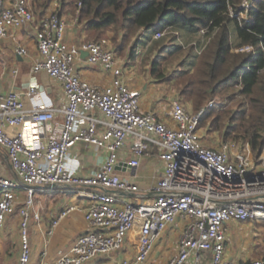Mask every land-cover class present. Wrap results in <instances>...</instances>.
I'll return each mask as SVG.
<instances>
[{
	"label": "built area",
	"instance_id": "2783aa9c",
	"mask_svg": "<svg viewBox=\"0 0 264 264\" xmlns=\"http://www.w3.org/2000/svg\"><path fill=\"white\" fill-rule=\"evenodd\" d=\"M239 6L240 16H246L250 0H241ZM30 23H35L33 36L40 54L32 70L60 81L64 99L58 105L41 101L45 88L32 79L25 90L29 107L20 92H0V146L14 172V176L0 174V226L16 208V191L23 188L26 192L18 209L16 264L30 260L29 223L39 217L31 211L34 185L50 183L69 186L88 199L84 218L91 225L56 259L58 264H82L122 248L127 239L135 251L122 264H143L160 233L177 217H183L185 225L177 253L167 264H185L190 257V264H204L207 255L210 264H240L224 256L226 225L234 220L264 222V144L258 163L252 161L247 148L231 155L228 143L219 148L205 144L199 132L203 108L189 111L178 97L168 111L174 126L150 111H141L139 90L123 81L121 66L106 38L68 43L65 21L56 12L36 23L29 0H0V37L10 27ZM167 30H155L153 37L160 38ZM249 48L242 45L238 50ZM81 50L87 51L89 63L110 71L109 84L99 87L80 77L74 60ZM16 52L25 53L26 48L19 45ZM56 114L62 116L59 127L52 126ZM78 143L104 150L96 169H81L77 154L72 153ZM126 146L131 157L123 161L120 155ZM152 154L163 164L161 175L150 187L153 195L123 198V193L139 192L140 187L121 176L117 167L128 166L136 177L141 158ZM76 208L75 204L63 207L52 218L51 228ZM244 264H264V256Z\"/></svg>",
	"mask_w": 264,
	"mask_h": 264
},
{
	"label": "crops",
	"instance_id": "0c3cea01",
	"mask_svg": "<svg viewBox=\"0 0 264 264\" xmlns=\"http://www.w3.org/2000/svg\"><path fill=\"white\" fill-rule=\"evenodd\" d=\"M43 1L35 0L32 2V4H35L34 10H36V14L41 16L40 19H42L49 13L56 12L65 21L64 39L68 43L79 44L83 41L99 40L105 31L106 34H109L108 27L95 29L79 17L76 2L50 0L43 5ZM44 13L47 14L42 17ZM34 25L35 23H30L22 27H10L7 35L0 37V92L4 93L11 89L20 92L25 106L29 107L31 101L25 95V90L27 83L32 79L45 88V95L39 96L40 100L58 105L64 99L60 81L50 77L43 71L35 72L32 70V65L40 58L33 36L35 30ZM153 32L152 29L141 28L126 42L123 41L121 35L115 36L114 43L112 44L111 41L106 39L109 41L119 61L123 81L130 88L139 90L140 110L150 111L157 119L165 122L169 126H174L175 123L168 114L171 102L176 98L171 87L173 79L167 78L168 75L165 74L164 69L158 67V60H156V56L169 49V45L164 43L160 46V43L158 47H154L157 46V40L161 37L154 38ZM195 36L198 37L199 35H188L186 38L191 39L192 45L200 51V47L195 44L197 43V39H194ZM19 45H23L26 48L25 53L18 54L16 52V47ZM169 50H172L171 47ZM87 55V51L81 50L76 56L74 60L76 72L81 78L93 85L102 87L109 84L111 80L110 71L105 69L101 64L89 63L87 61ZM143 56H146V59ZM148 57L150 60H148ZM14 69H16L15 73L13 72ZM187 109L192 111L190 108ZM61 122V114H56L52 126L59 127ZM200 134L202 135V141L207 144L203 134ZM220 146L221 144L213 147L219 148ZM152 150L155 152L154 148ZM72 153L77 154L81 169L84 171L96 169L100 160L105 156L103 149H95L85 143H78L74 146ZM130 157L129 147L126 146L120 155V159L126 161ZM162 166V162L152 154L141 158V163L136 169V177H132L131 170L128 166L117 167V171L121 176L132 179L140 187L139 192L123 193L122 197L125 199L136 197L145 199L151 197L153 192L150 190V187L161 175ZM0 174L14 176L7 152L2 146H0ZM69 189L72 188L56 187L51 189L40 186L34 188V193L35 190H43L51 191V194H33L31 211L37 212L39 217L37 219L32 218L29 223V241L31 248L29 264H58L56 259L67 251L75 237L91 226L84 218V209L88 204V199L81 195L75 204L71 197L66 195L60 196L56 193ZM25 194L26 192L23 188L16 191V208L12 213L5 216L0 226V264H16L17 262L20 250L18 209L23 204ZM70 204H75L78 208L69 212L51 228L52 218L63 207ZM232 222L235 223L236 230L239 229L242 231L244 226H238V223L242 221L234 220ZM228 223L226 225L228 238L224 256L227 259L236 260L238 263L244 264L250 258L245 259L242 256L232 257L228 253L227 246L231 236ZM184 225L185 219L183 217H177L173 223L169 224L153 243L147 259L143 264H167L169 259L177 253L178 239ZM49 229H52L50 234L47 233ZM134 251V244L127 239L122 248L108 254L98 255L82 264H122L124 259L132 257ZM191 259L192 257L185 264H190ZM204 264H210L209 255L205 258Z\"/></svg>",
	"mask_w": 264,
	"mask_h": 264
},
{
	"label": "trees",
	"instance_id": "16d2710c",
	"mask_svg": "<svg viewBox=\"0 0 264 264\" xmlns=\"http://www.w3.org/2000/svg\"><path fill=\"white\" fill-rule=\"evenodd\" d=\"M240 1L76 0V6L79 17L90 26L116 27L124 42L141 28H170L184 38L198 34L195 44L200 50L211 41L213 46L199 67L198 51L189 59L188 69L199 71L185 83V90L190 92L194 106L200 107L222 88L234 87L233 95L241 96V100L229 116L228 127H236L258 155L264 144V0H250L244 17L239 14ZM231 22L234 37L230 35ZM242 45L250 48L238 50ZM195 83L199 87L192 89Z\"/></svg>",
	"mask_w": 264,
	"mask_h": 264
},
{
	"label": "rangeland",
	"instance_id": "374dc122",
	"mask_svg": "<svg viewBox=\"0 0 264 264\" xmlns=\"http://www.w3.org/2000/svg\"><path fill=\"white\" fill-rule=\"evenodd\" d=\"M33 1L34 0H29V4L34 12L35 21H38L41 16L36 14V10H34L35 4H32ZM73 2H76V0H73L72 3ZM36 9L39 10L38 8ZM47 13H44L42 17ZM229 26L230 35L231 37H234V23L231 22ZM108 30L109 34H106L105 31L101 36L107 38L112 44L114 43V37L119 34L116 33V27H108ZM194 39H198V37L195 36ZM164 43L169 45V49L170 47L174 49L175 47L180 46L174 52L167 49L165 52L158 54V56H156V60H158L157 65L160 69H164L165 74L168 75V79H173L171 87L173 88L174 95L180 98L182 102L184 101L187 108H190L192 111L203 108V115L199 123V129L200 133L203 134V137L207 141V144L217 146L221 143H228L231 155L239 149L247 148L250 150V158L252 161L258 163L257 149H252L248 140L243 139L240 133L237 132L236 127H228V122L230 121L229 116L234 113L232 110L237 109L238 102L241 100V96L237 94L233 95L235 88H222L213 98L205 100L200 107L194 106L193 101L190 99V92L185 90V83L188 80L193 79L194 75L199 71L197 68L188 69L187 64L190 61L189 59L192 58L193 53L198 51L199 63L197 67H199L205 54H207L210 51V48H212L213 43L210 41L207 46L199 51V49H196L192 45L191 39H186V37L184 38L182 35H178V33L171 30H167L163 37L157 40V46L154 47H158L159 44L161 46ZM143 58L146 59V56H143ZM148 60H150L149 57ZM196 87H199L196 83L191 86L192 89ZM43 193L51 194V191L35 190V193L33 194L37 195ZM56 193L60 196L66 195L71 197L75 204L79 200L78 197H81L80 192L75 189L59 191ZM238 226H244L242 231L239 229L236 230L234 222L230 221L228 223V229L231 235L227 246L229 255L232 257L242 256L245 259L264 256V222L247 219L239 222Z\"/></svg>",
	"mask_w": 264,
	"mask_h": 264
},
{
	"label": "water",
	"instance_id": "95a60500",
	"mask_svg": "<svg viewBox=\"0 0 264 264\" xmlns=\"http://www.w3.org/2000/svg\"><path fill=\"white\" fill-rule=\"evenodd\" d=\"M36 186H40V187H46V188H58V187H67V188H71L69 186H65V185H59V184H55V183H50V184H43V185H34V187Z\"/></svg>",
	"mask_w": 264,
	"mask_h": 264
}]
</instances>
